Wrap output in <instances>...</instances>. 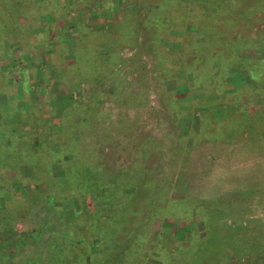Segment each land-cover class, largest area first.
<instances>
[{
    "label": "rangeland",
    "instance_id": "1",
    "mask_svg": "<svg viewBox=\"0 0 264 264\" xmlns=\"http://www.w3.org/2000/svg\"><path fill=\"white\" fill-rule=\"evenodd\" d=\"M179 3L185 20L169 29H156V23L144 25L135 42L132 26L125 24L119 11L120 7L132 10V0H0V126L11 124L18 131L6 136L5 128L0 129V138L24 137L34 156L44 153L49 144L54 158L36 172L42 175L37 180L42 191L57 193L54 181H59L62 166L55 136L61 131V117L74 101L87 104L98 90L107 91L110 95L96 103L110 116L99 128L92 123L85 127L89 128L85 156L105 164L107 171L130 163L142 165L151 176L145 175L136 206L160 203L165 210L151 221L147 208L139 216L131 215V227L140 218V234L148 246L140 253L144 255L139 264H160L165 252L171 253L174 264H264V95L250 93L248 104L243 96L234 98L230 85L223 105V94L204 93L190 85L193 70L183 63L194 66L193 10L207 5L205 0ZM236 16L229 32L235 38L241 34L244 45L234 46L231 54L242 49L244 57L264 58V46H251V38H257L264 27L263 0H243ZM214 25L221 27L219 20ZM79 38L82 41L76 44ZM103 43L111 50V62L98 61L106 74L98 83L87 77L78 80L73 69L80 50ZM229 72L235 85L250 81L239 67H230ZM124 91L131 101L132 93L137 95L134 103L128 104ZM249 107L242 120L247 125L242 126L237 117ZM209 122L218 134L196 137L200 125ZM147 136L151 140L147 152L140 154L137 146ZM38 162L24 159L19 172L9 170L2 187L9 185L16 199L30 195ZM22 178L33 179L23 184ZM10 197L8 192L1 199L11 201ZM185 197L196 204L180 215L177 210ZM55 203L61 209L50 210L51 217L73 216L74 200ZM8 206L12 219H0V238L29 230L39 219V206L23 210L18 200ZM196 239L202 240L194 244ZM188 242L193 243L195 262L179 256ZM9 252L13 253L9 264H24L25 251L10 248Z\"/></svg>",
    "mask_w": 264,
    "mask_h": 264
},
{
    "label": "trees",
    "instance_id": "2",
    "mask_svg": "<svg viewBox=\"0 0 264 264\" xmlns=\"http://www.w3.org/2000/svg\"><path fill=\"white\" fill-rule=\"evenodd\" d=\"M132 2L134 4L132 10H124V7H120L119 11L120 18L126 19L125 24L132 26L131 36L134 35L135 42L138 41L141 28L144 25L156 23V29L159 27L169 29L177 27L179 21L185 20V9L181 7L179 0H132ZM205 5L207 6L203 9L193 10L192 18L196 20L194 22L197 30L195 33L197 50L190 54V58L194 66L187 65L186 62L183 63L185 68L193 70L190 85L194 88H202L204 93L223 94L225 98V102L222 101L223 105H227L226 88L232 85L231 93L234 98L238 99L243 96L249 104L250 93L264 95V58L255 59L246 55L244 57L241 54L242 49L238 52L235 51L237 54H231L234 46L236 48V45L239 47L244 45L242 35L238 34L235 38L233 33L230 35L228 27L237 18L236 14L239 13V7L243 5V0H205ZM128 11L130 12L128 13ZM179 11H183L184 14L179 15ZM141 12L144 15H141ZM218 20L221 27L214 25ZM121 34L123 35V32ZM257 34V38H251L253 48L264 46V27ZM81 41V38L77 39L76 44ZM118 43L119 40H117ZM109 46L110 44L105 43L89 44L80 50L78 62L75 63L73 69L78 74L76 75L78 80L87 81V77L94 83L100 82L106 71H102V65L98 66V61L100 59L107 64L111 62ZM186 60L189 61L188 58ZM235 66L245 70L250 80L248 83L235 82L237 83L235 85L230 81L229 68ZM124 92H126L123 95L126 96L128 104L134 103L137 95L132 93L133 101H131L132 99L128 96L129 92ZM81 94L83 93L80 92L79 95ZM107 95H110L109 92L98 90L94 96L95 100L92 102L88 101L85 104L81 100L74 101L71 107L63 113L61 131L55 136L59 149L57 160L62 166L59 181H54L58 189L57 193L42 191V185L37 180L41 179L42 175L37 176L36 172L40 170V167L46 168L49 161L54 158V154L50 152L49 144L45 145L44 153L34 156L24 137H17L16 143L13 140L7 141L3 137L0 138V219L3 221L12 219L10 216L12 212L8 205L16 200L20 201L23 210H27L30 205L39 206L40 213L39 219L31 229L20 232L13 231L15 236L10 233L7 237L1 236L0 264H9L12 260L13 253L9 252L10 248L20 253L25 251V255L21 256L24 264H139L143 259L144 254L140 253L142 250L144 252L148 246L142 241L146 239H143L145 236L140 234L138 224L140 218H138L137 224L131 227V215L132 217L135 214L139 216L140 213H143V208H147L152 216H149V221H151L156 215L159 216L165 211L160 203H151L149 208L147 203L136 206L142 185L151 175L144 170L142 165L135 164L131 167V163L125 167H118L117 170L107 171L105 164L92 161L84 153L87 150L86 131L89 129H85V127L92 123V127L98 125L99 128V124H103V121L110 116L96 103V100ZM121 95V91L117 90V97ZM74 111L77 113L75 114ZM249 111L250 107L242 111V117H237L242 126L247 125V122L242 120ZM33 115L36 117L35 113ZM91 119L96 122L94 120L91 122ZM204 120L209 121L207 117ZM234 120L232 119L231 123ZM209 126H212L210 122L206 125L202 123L195 136L214 138L218 133L213 131L215 127ZM4 128L6 136L11 132H18L11 124L0 126V129L4 130ZM147 137L137 146V151L140 154L145 155L147 152L150 140L149 136ZM26 158L39 160L38 164L34 166L33 181L35 182L33 189L30 190V195H21L19 199H16L15 194L11 192V187L9 185L2 187L1 184L9 179V170L12 169L13 173L19 172L18 167ZM45 172L47 171L45 170ZM4 179L5 181H3ZM151 179L154 182V179ZM21 181L24 182L23 184L30 182L27 178H22ZM148 183L150 184V181ZM8 192L11 201H2L1 198ZM56 198L57 200H55ZM66 199L74 200L77 205L73 209V216L56 214L51 217L50 210L57 213L61 209L60 203H55V201L61 202ZM195 204L196 201L185 197L181 200L179 211L178 208L176 210L182 215V211L189 210ZM10 237L13 238L12 241ZM200 240L202 239H196L194 244ZM189 243L182 251H179V256L182 259H192L190 245L192 246L193 243ZM129 250L131 254L128 253ZM160 254L163 255L161 251ZM170 255L171 253L165 252L161 257L160 264H174ZM192 261L194 260L192 259Z\"/></svg>",
    "mask_w": 264,
    "mask_h": 264
}]
</instances>
